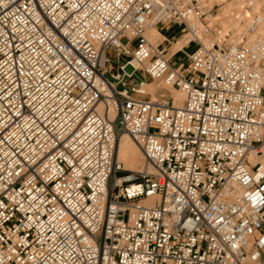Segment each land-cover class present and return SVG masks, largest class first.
Wrapping results in <instances>:
<instances>
[{
    "label": "built area",
    "instance_id": "built-area-1",
    "mask_svg": "<svg viewBox=\"0 0 264 264\" xmlns=\"http://www.w3.org/2000/svg\"><path fill=\"white\" fill-rule=\"evenodd\" d=\"M263 23L264 0H0V264H262ZM123 135L152 172L121 174Z\"/></svg>",
    "mask_w": 264,
    "mask_h": 264
},
{
    "label": "bare ground",
    "instance_id": "bare-ground-1",
    "mask_svg": "<svg viewBox=\"0 0 264 264\" xmlns=\"http://www.w3.org/2000/svg\"><path fill=\"white\" fill-rule=\"evenodd\" d=\"M259 30H260L261 34H264V23L260 26ZM161 31H165V29H162V27L159 24H154V22H151L149 24L147 30H146L145 36H146V39L154 46H157L158 44L163 42V47L166 49L164 44L165 43L170 44V42L165 40L161 36ZM148 33H149V35H148ZM147 35L151 39H155L156 37H159L162 40L158 41L157 43H154L150 40V38H148ZM178 37H180V36L178 35ZM178 43L182 44V46L180 48H178V47L174 48L175 45ZM173 45H174L173 50L175 51V52H172L173 55L183 54L182 49L185 45L184 39H181L177 42H174ZM167 54L169 56L168 52H167ZM169 57H171V56H169ZM152 81L159 82L160 84L163 83L161 80H152ZM160 90L165 91V93L160 96L161 98L171 96L175 99V104H177V105H181L185 99V95L183 92H181L177 89H175L177 92L170 90L169 87L166 86L165 84L162 87L161 86L158 87L157 85L146 82L142 86V91L144 93L149 92V94H151V98H150L151 100L157 99L156 95H158V94H156V93H158ZM139 98H141V97L139 96ZM100 110L103 111L102 106H100ZM114 116H115V111L112 110L110 113V118L113 119ZM248 159H249V162L251 165H255L256 163H260L262 165L261 171L264 172V149H262V151H260V152H251L248 156ZM115 161L118 164H122L126 170L131 171V172H136V173H142L143 172L144 173L145 171H148V172L153 171V168L147 165L145 158H144V155H143L141 149L139 148V146L128 135H123L119 139V141L117 143V147H116V152H115ZM144 204L152 205L153 199L145 201ZM250 247H251V244H249V248Z\"/></svg>",
    "mask_w": 264,
    "mask_h": 264
},
{
    "label": "rangeland",
    "instance_id": "rangeland-1",
    "mask_svg": "<svg viewBox=\"0 0 264 264\" xmlns=\"http://www.w3.org/2000/svg\"><path fill=\"white\" fill-rule=\"evenodd\" d=\"M166 31V30H165ZM166 33L167 34H170V37H172V36H174V33H176V30H172V31H166ZM148 35H149V33H148ZM147 35V36H148ZM148 38H150L149 36H148ZM150 40L152 41V42H154V43H157L158 41H161L162 39L161 38H159V37H156L155 39H151L150 38ZM182 46V44H180V43H178V44H176L175 45V47L174 48H176V47H178V48H180ZM194 49V46H191L190 48H188V51H192ZM182 62H186V59H185V57H184V55H179V56H175V57H173L172 58V60H171V65L172 66H178L180 63H182ZM147 83H151V84H154V85H157L158 87H162L164 84L163 83H159V82H154V81H152V80H150V79H148L147 80ZM169 89L170 90H173V91H176L175 89H173L172 87H169ZM177 92V91H176ZM165 93V91L164 90H160L158 93H156V94H158V95H156V97H157V99H161V95L162 94H164ZM141 98L142 99H146V100H149L150 98H151V94H149V92H146L145 93V95H141ZM122 166V169H121V174L122 175H124V176H128V175H131V174H134V173H136V172H131V171H128V170H126L125 169V167H123V165H121ZM262 264H264V260L262 261Z\"/></svg>",
    "mask_w": 264,
    "mask_h": 264
},
{
    "label": "crops",
    "instance_id": "crops-1",
    "mask_svg": "<svg viewBox=\"0 0 264 264\" xmlns=\"http://www.w3.org/2000/svg\"><path fill=\"white\" fill-rule=\"evenodd\" d=\"M172 30H176V33H174V36H172V37H170V34H167L166 33V31H161V36L165 39V40H167V41H169L170 42V44H167V43H165L164 45H165V47H166V50H167V52L169 53V56H174L173 55V53L172 52H175L174 50H173V47H174V45H173V43L174 42H177L178 41V28H176V27H173L171 30H169V31H172ZM168 31V32H169ZM173 45V46H172ZM172 47V48H171ZM180 55H183V54H180ZM176 56H179V55H176ZM175 57V56H174ZM251 244V243H250ZM252 245V244H251Z\"/></svg>",
    "mask_w": 264,
    "mask_h": 264
},
{
    "label": "water",
    "instance_id": "water-1",
    "mask_svg": "<svg viewBox=\"0 0 264 264\" xmlns=\"http://www.w3.org/2000/svg\"><path fill=\"white\" fill-rule=\"evenodd\" d=\"M126 71H127L128 73H131V72L133 71V68H132L131 66H128L127 69H126Z\"/></svg>",
    "mask_w": 264,
    "mask_h": 264
}]
</instances>
